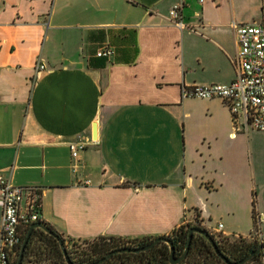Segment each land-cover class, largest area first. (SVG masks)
<instances>
[{
  "label": "crops",
  "instance_id": "0c3cea01",
  "mask_svg": "<svg viewBox=\"0 0 264 264\" xmlns=\"http://www.w3.org/2000/svg\"><path fill=\"white\" fill-rule=\"evenodd\" d=\"M263 22L264 0H0V176L39 189L40 220L67 242L186 223L246 238L255 196L264 243L251 131L225 101L181 96L233 82L234 25Z\"/></svg>",
  "mask_w": 264,
  "mask_h": 264
},
{
  "label": "built area",
  "instance_id": "2783aa9c",
  "mask_svg": "<svg viewBox=\"0 0 264 264\" xmlns=\"http://www.w3.org/2000/svg\"><path fill=\"white\" fill-rule=\"evenodd\" d=\"M202 1V0H200ZM181 6L170 11V18L178 27L181 21ZM238 42V53L232 59L236 79L229 84L193 85L183 87V99H221L232 114L236 129L245 133L264 132V22L234 25ZM111 48L97 53L98 57H110ZM43 69V66H39ZM86 148L83 142L70 144L72 157L76 159ZM2 225L0 238V264H13L21 245L24 227L41 219L40 191L37 188H20L0 176ZM260 223V219H259ZM223 224H218L221 233Z\"/></svg>",
  "mask_w": 264,
  "mask_h": 264
},
{
  "label": "trees",
  "instance_id": "16d2710c",
  "mask_svg": "<svg viewBox=\"0 0 264 264\" xmlns=\"http://www.w3.org/2000/svg\"><path fill=\"white\" fill-rule=\"evenodd\" d=\"M256 198H253V220H254V230L259 232V216L256 214ZM37 223L44 224L51 231L55 232L59 237L62 236L56 232L51 226H49L44 221L40 220ZM32 225V224H31ZM28 225L24 227L22 231V240L21 245L24 241V238L29 230ZM192 227H201L199 223L196 225L192 223H186L176 228L170 235L162 236L170 239L173 242V246L175 249V255L177 257L181 256L186 248L188 233ZM215 239L217 248L219 252L229 261L238 262L251 254L258 247L264 245V243L259 242L258 240L249 241L244 237H239V239H231L229 237L217 239L212 235ZM156 237H146L141 239L134 240H126L122 238L115 237H99L93 240H84L83 243L86 244V247L78 253V257L75 259L71 256L70 252L68 255L73 264H91L94 263L110 252L123 248H139L143 247L150 242H152ZM63 239V238H62ZM64 243L67 241L65 239ZM39 241L41 244H39ZM20 247L16 252V257L14 259L13 264L17 263V259L20 253ZM57 255L63 262L66 263L60 245L57 239L47 233H45L41 229L33 230L29 242L26 246V250L24 253V259L22 264H25L27 259L31 255H37L40 259H45L49 257V255ZM67 264V263H66ZM103 264H171L170 263V249L169 246L160 242L153 248L140 253H121L112 256ZM179 264H227L225 263L220 256H218L210 243L201 235L194 234L192 243L190 246V250L188 252L187 257L184 261ZM246 264H264V253L256 255L250 262Z\"/></svg>",
  "mask_w": 264,
  "mask_h": 264
},
{
  "label": "water",
  "instance_id": "95a60500",
  "mask_svg": "<svg viewBox=\"0 0 264 264\" xmlns=\"http://www.w3.org/2000/svg\"><path fill=\"white\" fill-rule=\"evenodd\" d=\"M35 229H41L43 230L45 233L55 237L60 245V248L62 250V253L64 255L65 261L67 264H73L70 260V257L68 255L64 240L59 237V235H57L55 232L51 231L49 228H47L44 224L42 223H33L30 227L29 230L24 238V241L21 245L20 248V253H19V257L17 259V263L16 264H22L23 259H24V253L26 250V246L29 242V239L31 237V234L33 232V230ZM194 234H199L201 236H203L212 246L214 252L220 256L222 258V260L227 263V264H246L248 262H250L256 255L264 253V245L258 247L256 250H254L251 254H249L247 257H245L244 259H242L241 261L238 262H231L228 259H226L218 250L215 239L212 237V235L205 229H202L200 227H192L189 230L188 233V239H187V244H186V248L183 252V254L179 257H177L175 255V249L173 246V242L166 238V237H156L152 242H150L149 244L143 246V247H139V248H123V249H118V250H114L112 252H110L108 255H106L105 257H103L102 259L91 263V264H103L104 262H106L108 259H110L112 256L116 255V254H121V253H140V252H145L151 248H153L154 246H156L158 243L160 242H164L169 246L170 249V263L171 264H179L182 261L185 260V258L188 255V252L190 250V246L192 243V239H193V235Z\"/></svg>",
  "mask_w": 264,
  "mask_h": 264
},
{
  "label": "rangeland",
  "instance_id": "374dc122",
  "mask_svg": "<svg viewBox=\"0 0 264 264\" xmlns=\"http://www.w3.org/2000/svg\"><path fill=\"white\" fill-rule=\"evenodd\" d=\"M250 146H251V155L254 160L255 168L258 176L264 181V132L251 131L250 133ZM195 224V223H193ZM261 232L264 236V224L261 225ZM258 232L254 230L253 234L250 237H246L249 241L258 240ZM214 237L217 239L225 238L223 234L215 233ZM231 239H239V237H229ZM39 244L41 242L39 241ZM43 246V244H41ZM66 249L70 252L71 256L75 259L78 257V253L82 251L86 244L82 241H68L65 242ZM25 264H66L63 262V259L57 255H49L45 259H40L37 255H31Z\"/></svg>",
  "mask_w": 264,
  "mask_h": 264
}]
</instances>
